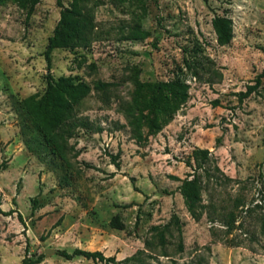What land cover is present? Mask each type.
I'll list each match as a JSON object with an SVG mask.
<instances>
[{
    "label": "rangeland",
    "instance_id": "rangeland-1",
    "mask_svg": "<svg viewBox=\"0 0 264 264\" xmlns=\"http://www.w3.org/2000/svg\"><path fill=\"white\" fill-rule=\"evenodd\" d=\"M59 16L56 0H39L29 17L10 2L0 6V207L14 211L0 215V264L41 255V264H101L58 255L74 249L118 262L142 251L144 264H264V75L247 99L237 96L263 73L264 0H102L94 10L96 39L84 49L54 50L48 70L42 54ZM215 16L232 20L228 46L216 43ZM135 21L151 36L122 40ZM193 50L204 68L197 77L186 67ZM179 73L189 100L160 133L137 143L119 105L131 103L136 81H167ZM47 74L78 77L92 88L109 84L93 88L74 108L103 132L77 133L70 145L78 156L70 158L67 173L31 152L29 133L21 130V104L42 100ZM195 148L210 152L197 172L198 221L174 179L193 173L186 161ZM33 198L44 207L32 212ZM173 214L183 223V251L173 226L166 255L147 249L150 229ZM115 216L124 230L110 226ZM50 249L56 252L45 257Z\"/></svg>",
    "mask_w": 264,
    "mask_h": 264
},
{
    "label": "trees",
    "instance_id": "trees-1",
    "mask_svg": "<svg viewBox=\"0 0 264 264\" xmlns=\"http://www.w3.org/2000/svg\"><path fill=\"white\" fill-rule=\"evenodd\" d=\"M39 0H0V6L6 2L16 5L26 11L27 17L32 15ZM119 3L128 0H114ZM60 8L59 20L53 29L52 35L48 38L47 45L43 51V57L50 70L52 63L51 54L54 50H75L89 47L96 39V24L94 22V10L102 4V0H72L68 6H64L62 0H56ZM211 26L216 37V43L220 47L230 45L233 40L232 20L225 16H215L211 21ZM127 32L122 34V40L139 41L149 38L150 32L143 30L139 22L135 21L127 27ZM192 61L186 65L193 77L198 76V71L203 70L199 51L193 50ZM181 73V72H180ZM175 74L174 78L167 81H136L132 94L131 103L120 104L118 110L127 121L132 139L142 144L148 138L160 133L164 127L171 123L174 116L183 108L189 100V85L182 75ZM263 73L257 77L255 86H250L246 92L237 94L239 102L247 99L260 84ZM46 90L41 101L32 98L24 100L21 104L20 118L22 121V133H29L31 140H26V145L31 152L50 158V164L57 169H71L70 158L76 159L78 152L70 145V141L79 131L88 134L102 133L103 128L93 124L86 117L77 116L74 108L85 99L92 89L100 90L109 84L97 82L92 88L90 84L72 76H61L54 78L51 74L46 75ZM216 105V103L214 104ZM221 139H217V144ZM33 145V146H32ZM210 152L207 149L195 148L186 165L193 170L192 174L180 180L177 191L183 199L184 206L195 221L202 216L203 205L201 197V183L197 172L204 169L205 163L209 160ZM112 163L118 168L116 156H111ZM63 180L69 183L68 175L65 174ZM32 212L44 207V204L37 198L31 200ZM1 206V201H0ZM14 211L4 212L0 207V215L11 216ZM19 222L23 224L21 216ZM110 226L116 230H124V225L119 217L115 216L110 221ZM172 226L178 233V251H183L182 246V227L183 223L176 215H172L170 222L163 226H154L150 229L152 236L146 240L145 247H159L162 255L167 244V235H171ZM58 255L66 261L82 257L101 264H131L138 262L144 264L140 256L142 251H138L133 256L120 262L115 257H106L100 251H87L74 249L71 253L65 250L58 251ZM43 256H25L20 264H41ZM174 264V263H172Z\"/></svg>",
    "mask_w": 264,
    "mask_h": 264
},
{
    "label": "water",
    "instance_id": "water-1",
    "mask_svg": "<svg viewBox=\"0 0 264 264\" xmlns=\"http://www.w3.org/2000/svg\"><path fill=\"white\" fill-rule=\"evenodd\" d=\"M56 252V250H46L45 253H44V256L47 257L49 256L50 254H54Z\"/></svg>",
    "mask_w": 264,
    "mask_h": 264
}]
</instances>
